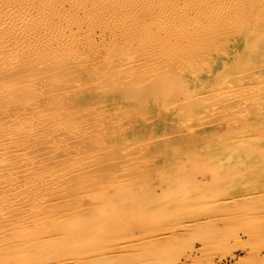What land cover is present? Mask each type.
Here are the masks:
<instances>
[{"label":"rangeland","instance_id":"rangeland-1","mask_svg":"<svg viewBox=\"0 0 264 264\" xmlns=\"http://www.w3.org/2000/svg\"><path fill=\"white\" fill-rule=\"evenodd\" d=\"M179 1L0 25V263L264 264V0Z\"/></svg>","mask_w":264,"mask_h":264},{"label":"bare ground","instance_id":"bare-ground-1","mask_svg":"<svg viewBox=\"0 0 264 264\" xmlns=\"http://www.w3.org/2000/svg\"><path fill=\"white\" fill-rule=\"evenodd\" d=\"M5 1H8L7 4H6L7 6H6V7H0V25H1V24H3V25H7L9 29L12 28V27H14V26H11V27H10V26H9L10 23H14V24H15V27L20 25L19 28H18L19 31H16V32H17L16 34H20L19 36L16 37L17 44H19L20 47H21V45H22V44H20V43H21V42L23 43V41H21V39H22V38H25V39H26L27 36H28L31 32H33L37 27H39V26H38V22H39V20H40V21H43L42 18H44V20H45V17H47V18H46V20H47L48 17L50 18V16L52 15L51 12H52V11L54 12L55 10H56V12H57V10H58V8H59V7L56 6L58 3L55 5L56 0H55V3H54V0H46L45 3L47 2L49 6L47 5V3H46V4H44V3H40V4H42V5H41L42 7H41V9H40L41 11H40L39 9L35 10V14H36V15L33 16V15H31V13H30V10L33 11V8H34V4H33V2H31V0H25V3H24V4H21V3H22L21 0H5ZM52 1H53V3H52ZM75 1H76V2H79V1H81V0H75ZM95 1H96L97 3L99 2V0H95ZM106 1H107V0H106ZM135 1H136V0H130V2H132V3L135 2ZM175 1H176V0H175ZM177 1H179V0H177ZM184 1H185V0H183V2H184ZM191 1H192V0H191ZM191 1H190V3L193 2V1H192V2H191ZM199 1H200V0H199ZM207 1H208V0H207ZM209 1H210V0H209ZM215 1H217V0H215ZM224 1H225V0H224ZM224 1L221 0V2H224ZM0 2L3 3L2 0H0ZM20 2H21V3H20ZM40 2H41V1H40ZM84 2H85V0H84ZM84 2H83V3H80V4H76V5H77L76 7L72 5L73 8L71 7V12L73 13V15H72V14H69L68 12H67L68 14H66V11H68V9L65 10V14H66L67 16H68V15H69V16H70V15H72V16L75 15V16H76V13L78 12V10H77L76 8L80 9V8H79L80 5H82V6L84 5V6H85L86 4H85ZM102 2H105V0H104V1L101 0V4H102ZM146 2H147V1H146ZM188 2H189V0H188ZM195 2H196V1H195ZM195 2H194V3H195ZM197 2H198V1H197ZM201 2H202V0H201ZM203 2H204V1H203ZM217 2H218V1H217ZM221 2H220V3H221ZM240 2H241V1H240ZM8 3H9V4H8ZM50 3L53 4L54 7L56 6V8H53V7H52L53 5H51ZM86 3H88V2H86ZM174 3H175V2H174ZM185 3H186V2H185ZM194 3H193V4H194ZM206 3H207V2H206ZM208 3H209V2H208ZM208 3H207V5H208ZM215 3H216V2H214V4H215ZM226 3H227V2H226ZM244 3H245V2H244ZM62 4H63V3H62ZM144 4H145V3H144ZM170 4H171V3H170ZM179 4H180V1H179ZM182 4H183V3H182ZM193 4H191V6H190V4H188V5L190 6L189 8H191ZM195 4H196V3H195ZM197 4H198V3H197ZM201 4H202V3H201ZM203 4H204V3H203ZM209 4H210V3H209ZM211 4H213V3H212V0H211ZM216 4H217V3H216ZM222 4H224V3H222ZM4 5H5V4H4ZM44 5H45V6H44ZM46 5H47L48 7H47ZM146 5H147V4H146ZM171 5H172V4H171ZM186 5H187V4H186ZM186 5H185V6H186ZM1 6H2V5H1ZM59 6H60V5H59ZM88 6H89V5H87V8H88ZM200 6H201V5H200ZM208 6H209V5H208ZM216 6H218V5H216ZM220 6H221V5H219L218 7L220 8ZM227 6H228V5H227ZM233 6H234V5H233ZM233 6H232V7H233ZM236 6H237V4H236ZM239 6H240V5H239ZM247 6H248V5H247ZM39 7H40V6H39ZM46 7H47V8H46ZM132 7H133V6H132ZM134 7H136V6H134ZM210 7H211V6H209V9H210ZM214 7H215V6H214ZM244 7H245V6H244ZM244 7H243V8H244ZM35 8H36V7H35ZM83 8H84V7H83ZM83 8H82V9H83ZM85 8H86V7H85ZM91 8H93V7H91ZM147 8H148V7H147ZM179 8H181V6H180ZM183 8H184V7H183ZM202 8H203V7H202ZM205 8H206V6H205ZM205 8H204V12H205ZM207 8H208V7H207ZM207 8H206V9H207ZM211 8H212V7H211ZM221 8H223V5H222ZM224 8H226V6H225ZM228 8H229V6H228ZM236 8H237V7H236ZM236 8H235V9H236ZM2 9L5 10V11H3ZM42 9H43V10H42ZM89 9H90V8H88V10H89ZM95 9H96V8H95ZM122 9H123V8H122ZM175 9H176V8H175ZM181 9H182V8H181ZM212 9H213V8H212ZM214 9H215V8H214ZM214 9H213V10H214ZM231 9H232V8H231ZM231 9H230V10H231ZM38 10H39L40 12H39ZM80 10H81V9H80ZM80 10H79V12H80ZM88 10H87V11H88ZM98 10H99V9H98ZM129 10H130V8H129ZM131 10H132V9H131ZM145 10H146V9H145ZM178 10H180V9H178ZM216 10H217V8H216ZM221 10H222V9H221ZM224 10H225V9H224ZM226 10H227V9H226ZM36 11H38L39 13H37ZM58 11H59V13H60V12H63L64 10H61V7H60V9H59ZM69 11H70V10H69ZM82 11L85 12L86 10L84 9V10H82ZM87 11L85 12L86 14L88 13ZM91 11L94 12L93 10H91ZM91 11H90V12H91ZM96 11H97V10H96ZM126 11H127V10H126ZM172 11H173V9H172ZM191 11H192V10H191ZM209 11H210V10H209ZM232 11H234V10H232ZM237 11H238V9H237ZM239 11H240V10H239ZM242 11H243V10H242ZM92 12H91V13H92ZM163 12H164V11H163ZM182 12L184 13V11H182ZM186 12H187V11H186ZM189 12H190V11H189ZM201 12H202V13H201ZM201 12H200V13L203 14V10H202ZM212 12H213V11H212ZM214 12H215V11H214ZM214 12H213V13H214ZM225 12H226V11H224V13H225ZM249 12H250V11H249ZM3 13H4V14H3ZM47 13H48V14H47ZM168 13H169V12H168ZM176 13H177V12H176ZM179 13H180V11H179ZM179 13H178V14H179ZM200 13H199L198 15L201 16ZM210 13H211V12H210ZM220 13H221V11H220ZM237 13H238V12H237ZM241 13L243 14V12H241ZM241 13H240V14H241ZM244 13H245V12H244ZM32 14H33V13H32ZM89 14H90V13H89ZM163 14H164V13H163ZM178 14H177V15H178ZM186 14H187V13H186ZM192 14H193V13H192ZM206 14H207V13H206ZM215 14H217V13H215ZM215 14H214V15H215ZM49 15H50V16H49ZM181 15H182V14H181ZM189 15H190V14H189ZM189 15H188V16H189ZM204 15H205V14H204ZM207 15H209V13H208ZM207 15H206V16H207ZM212 15H213V14H212ZM212 15H211V17H212ZM217 15H219V14H217ZM61 16H62V15H61ZM131 16H132V15H131ZM160 16H162V15H160ZM168 16H169V15H168ZM168 16L166 15L165 17H168ZM65 17H66V16H64V18H65ZM76 17H77V16H76ZM183 17H185V15H184ZM183 17H182V18H183ZM202 17H203V16H202ZM208 17H209V16H208ZM220 17H221V16H220ZM231 17H234V16H231ZM30 18L32 19V22L35 23V24L32 25V27H29V26L31 25V23L29 24V19H30ZM62 18H63V17H62ZM71 18H72V17H71ZM158 18H159V17H158ZM160 18H161V20H162V18L164 19V17H160ZM191 18H192V15H191ZM193 18H194V17H193ZM193 18H192V19H193ZM214 18H215V17H214ZM214 18H213V20H214ZM222 18H223V17H222ZM222 18H220V19L222 20ZM235 18H236V17H235ZM258 18H259V17H258ZM262 18H263V17H262ZM65 19H67V17H66ZM184 19H185V18H184ZM186 19H187V18H186ZM207 19H208V18H207ZM229 19H230V18H229ZM49 20H50V19H49ZM58 20H59V19H58ZM75 20H77V18H76ZM155 20H156V19H155ZM180 20H181V18H180ZM190 20H191V19H190ZM190 20H189V21H190ZM233 20H234V18H233ZM47 21H48V20H47ZM67 21L69 22V19H68ZM162 21H164V20H162ZM178 21H179V19H178ZM181 21H182V20H181ZM196 21H197V20H195L194 22H196ZM214 21H216V20H214ZM45 22H46V21H45ZM64 22H65V20H64ZM64 22H62V23H64ZM70 22H71V21H70ZM74 22H75V21H74ZM164 22H165V21H164ZM202 22H203V21H202ZM217 22H218V21H217ZM220 22H221V21H220ZM235 22H236V21H235ZM235 22H233V23H235ZM58 23H59V22H58ZM181 23H182V22H181ZM184 23H185V22H184ZM197 23H198V22H197ZM211 23H212V22H211ZM23 24H24V26H28V27H29V30H28L27 33H26L25 30H23ZM44 24H45V23H44ZM44 24H43V26H42V27H43L42 29H47L48 26H46V25L44 26ZM50 24H51V23H50ZM65 24H67V23H65ZM70 24H71V23L67 24L68 26L62 24V26H64V27L61 28V30H60V29H59V30H60L61 32H63V33H64L65 30H68V31L71 30V28L69 27ZM157 24H158V23H157ZM159 24H160V23H159ZM178 24H179V23H178ZM188 24H189V22H188ZM194 24H195V23H194ZM212 24H213V23H212ZM238 24H239V23H238ZM240 24H241V23H240ZM35 25H37V26H35ZM52 25H53V24H52ZM155 25H156V24H155ZM189 25H190V24H189ZM214 25H215V23H214ZM54 26H57V25H54ZM59 26H61V25L59 24ZM162 26H164V25H162ZM181 26H182V25H181ZM187 26H188V25H187ZM190 26H191V25H190ZM190 26H189V27H190ZM193 26H194V25H193ZM68 27H69V28H68ZM152 27H153V26H152ZM157 27H158V26H157ZM159 27H160V25H159ZM166 27H167V26H166ZM25 28H26V27H25ZM40 28H41V27H40ZM40 28H39V29H40ZM57 28H58V27H57ZM154 28H155V27H154ZM154 28H153V29H154ZM160 28H161V27H160ZM193 28H194V27H192V30H193ZM51 29H52V27L50 26V29H48V30L46 31V33L48 34V36H46L45 38H47V40H49V41H52V40H53V39H52V36H53V35L50 36V30H51ZM53 29H54V27H53ZM55 29H56V28H55ZM55 29H54V32L57 33ZM162 29H163V28H162ZM162 29H161V30H162ZM164 29H165V28H164ZM164 29H163V30H164ZM183 29H184V28H183ZM187 29H188V28H187ZM195 29H196V28H195ZM10 30H11V29H10ZM59 30H57V31H59ZM139 30H140V29H139ZM171 30H172V29H171ZM0 31H1V30H0ZM14 31H15V30H14ZM14 31H9V32L13 33ZM159 31H160V30H159ZM189 31H191V28H190ZM198 31H199V30H198ZM35 32H36V31H35ZM41 32H42V31H41ZM192 32H193V31H192ZM215 32H216V30H215ZM2 33H4V31H3ZM182 33H183V32H182ZM212 33H213V32H212ZM263 33H264V32H263ZM24 34H28V35H24ZM39 34H40V33H39ZM58 34H59V32H58ZM180 34H181V33H180ZM180 34H179V35H180ZM7 35H8V34H7ZM14 35H15V34H14ZM33 35H34V34H33ZM33 35H32V36H33ZM181 35H182V34H181ZM181 35H180V36H181ZM0 36H1V35H0ZM35 36H37V35H35ZM43 36H44V35H43ZM187 36H188V35H187ZM187 36H186V37H187ZM210 36H211V35H210ZM37 37H38V36H37ZM39 37H40V36H39ZM181 37H183V36H181ZM7 38H11V39H13V37H11V35H9V37H7ZM14 38H15V37H14ZM31 38H32V37H31ZM27 39H28V38H27ZM29 39H30V37H29ZM42 39H43V38H42ZM58 39H59V38H58ZM60 39H61V38H60ZM186 39H187V38H186ZM7 40H8V39H7ZM16 40H15V41H16ZM35 40H36V39H35ZM38 40H39V39H38ZM40 40H41V39H40ZM183 40H184V37H183ZM191 40H192V38H191ZM10 41H11V40H10ZM15 41H14V42H15ZM42 41H43V40H42ZM42 41H41V44H42ZM184 41H185V40H184ZM184 41H183V42H184ZM7 42H8V41H7ZM18 42H20V43H18ZM37 42H38V41H37ZM39 42H40V41H39ZM190 42H191V41H190ZM29 43H30V42H29ZM61 43H62V42H61ZM0 44H1L2 46H4V45H5V41L1 42ZM37 44H38V43H37ZM184 44H185V43H184ZM187 44H188V42H187ZM15 45H16V44H14V46H15ZM48 45H49V44H48ZM192 45H193V43H192ZM2 46H1V47H2ZM29 46H30V45H29ZM31 46H32V45H31ZM165 46H167V44H166ZM186 46H187V45H186ZM22 47H23V46H22ZM162 47H164V46H162ZM9 48H10V50H12L14 47H13V48L9 47ZM185 48H186V47H185ZM162 49H163V48H162ZM182 49H183V48H182ZM186 49H187V48H186ZM10 50H8V51H10ZM20 50H21V49H20ZM163 50H164V49H163ZM167 50H169V49L167 48ZM1 52H2V51H1ZM1 52H0V53H1ZM159 52H160V51H159ZM168 52H169V51H168ZM188 53H189V52H188ZM47 54H48V53H47ZM159 54H160V53H159ZM19 55H20V54H19ZM58 55H59V54H58ZM155 55H156V54H155ZM185 55H186V54H185ZM143 56H144V55H143ZM143 56H142V57H143ZM49 57H50V56H49ZM162 58H163V57H162ZM174 58H175V57H174ZM187 58H188V57H187ZM2 59H3V58H2ZM169 59H170V58H169ZM190 59H191V58H190ZM187 61H188V60H187ZM191 61H192V60H191ZM46 62H47V61H46ZM173 62H174V60H173ZM189 62H190V61H189ZM189 62H188V63H189ZM176 63H177V62H176ZM185 63H186V62H185ZM188 63H187V64H188ZM191 63H192V62H190V65H191ZM154 64H155V62H154ZM170 64H171V63H170ZM170 64H169V66H172V65H170ZM180 64H181V63H180ZM181 65H182V64H181ZM191 66L193 67V65H191ZM186 67H187V66H186ZM192 67H190V68H192ZM148 68H149V67H148ZM150 68H151V67H150ZM151 69H152V68H151ZM179 69H180V68H178V70H179ZM192 69H194V68H192ZM147 70H149V69H147ZM152 70H153V69H152ZM154 70H155V69H154ZM150 71H151V70H150ZM162 71H163V70H162ZM181 71H182V70H181ZM186 72H187V71H186ZM153 73H154V71H153ZM192 73H193V72H191V74H192ZM239 73H240V72H239ZM239 73H238V74H239ZM164 74H166V73H164ZM35 79H36V78H35ZM146 79H147V78H146ZM233 87H234V86H233ZM220 89H221V88H220ZM217 90H218V89H217ZM204 91H205V90H204ZM213 91H214V90H213ZM221 93H224V92H221ZM185 98H186V97H185ZM232 98H233V97H232ZM234 98H235V97H234ZM180 99H181V98H180ZM188 99H189V98H188ZM211 99H212V98H211ZM178 102H179V101H178ZM174 103H175V102H174ZM174 103H172V105H173ZM176 103H177V102H176ZM164 105H165V104H164ZM170 105H171V104H170ZM173 106H174V105H173ZM168 107H169V106H168ZM20 109H21V108H20ZM167 110H168V109H167ZM17 112H18V111H17ZM3 113H4V112H3ZM53 113H54V112H53ZM16 116H17V115H16ZM17 117H18V116H17ZM17 117H16V118H17ZM11 119H12V118H11ZM49 119H51V118H49ZM0 121H1V120H0ZM5 121H6V120H5ZM24 121H25V118H24ZM30 121H31V120H30ZM49 121H50V120H49ZM56 121H57V120H56ZM58 121H59V120H58ZM60 121H61V120H60ZM60 121H59V122H60ZM78 121H79V120H78ZM62 123H63V122H62ZM4 125H5V124H4ZM46 125H47V124H46ZM48 125H49V124H48ZM49 126H50V125H49ZM34 127H35V126H34ZM60 127H61V126H60ZM18 128H19V127H18ZM75 131H76V130H75ZM25 133H26V132H25ZM44 133H45V132H44ZM11 134H12V133H11ZM11 134H10V135H11ZM21 134H22V133H21ZM63 134H64V133H63ZM77 135H78V134H77ZM77 135H75V136H77ZM80 136H81V135H80ZM18 137H19V136H18ZM62 137H63V136H62ZM23 138H24V137H23ZM74 139H75V138H74ZM17 140H18V139H17ZM1 141H2V140H1ZM3 141H5V140H3ZM58 142H59V141H58ZM7 143H8V142H7ZM16 143H17V142H16ZM20 143H22V142H20ZM54 143H55V142H54ZM23 144H24V143H23ZM16 145H17V144H16ZM19 145L22 146V144H18V147H19ZM23 146H24V145H23ZM67 146H68V145H67ZM5 147H6V146H5ZM11 147H12V146H11ZM11 147H10V148H11ZM3 148H4V147H3ZM8 148H9V147H8ZM8 148H7V149H8ZM15 148H16V147H15ZM18 149H19V148H18ZM13 151L15 152V150H13ZM13 151H11V152H13ZM6 152H8V151H5V153H6ZM17 154H19V153H17ZM20 155H21V154H20ZM2 156H3V154H2ZM4 156H5V155H4ZM6 156H7V155H6ZM26 158H28V157H26ZM23 160H24V159H23ZM32 160H33V159H32ZM0 162H1V161H0ZM3 162H4V161H3ZM8 163H10V162L8 161ZM19 163H20V162H19ZM57 163H58V162H57ZM2 164H3V163H2ZM15 164H16V163H15ZM33 164H34V163H33ZM0 165H1V164H0ZM9 165H10V164H9ZM16 165H17V164H16ZM18 165H19V164H18ZM18 165H17V166H18ZM40 165H41V164H40ZM6 166H7V165H6ZM6 166H5V167H6ZM197 166H198V165H197ZM2 167H3V166H2ZM0 168H1V167H0ZM17 168H18V167H17ZM32 168H33V167H32ZM15 169H16V168H15ZM0 170H2V169H0ZM200 170H201V169H200ZM9 171H10V170H9ZM16 171H17V170H16ZM10 172H11V171H10ZM26 172H27V171H26ZM196 172H197V171H196ZM18 174H20V172H18ZM28 174H29V173H28ZM52 174H53V173H52ZM58 174H59V173H58ZM8 175H9V174H8ZM1 176H2V175H1ZM26 176H27V175H25V177H26ZM36 176H37V175H36ZM43 176H44V175H43ZM43 176H42L41 178H43ZM67 176H68V175H67ZM9 177H10V176H9ZM16 177H18V176H16ZM30 177H31V176H30ZM39 177H40V176H39ZM61 177H62V176H61ZM4 178H5V175H4ZM32 178H33V176H32ZM37 178H38V176L36 177V179H37ZM41 178H40V179H41ZM28 179H29V178H28ZM28 179H27V181H29ZM192 179H193V178H192ZM192 179H191V180H192ZM38 180H39V179H38ZM6 181H7V180H6ZM9 181H10V180H9ZM33 181H34V180H33ZM36 181H37V180H36ZM41 181L43 182V180H41ZM55 181H56V180H55ZM55 181H54V182H55ZM21 182H22V181H21ZM30 182H31V180H30ZM37 182H38V181H37ZM42 182H41V183H42ZM4 183H5V182H4ZM23 183H24V181H23ZM25 183H26V182H25ZM14 184H16V181H15V183H14V181H13V185H14ZM26 184H27V183H26ZM36 184H37V183H36ZM36 184H35V185H36ZM47 184H48V182H47ZM47 184H46V185H47ZM102 184H103V183H102ZM9 185H10V184H9ZM16 185H17V184H16ZM18 185H19V182H18ZM28 185H29V184H28ZM28 185H27V186H28ZM35 185H34V186H35ZM55 185H56V184H55ZM21 186L23 187L24 185H21ZM27 186H25V187H27ZM40 186H41V185H40ZM4 187H6V185H5ZM4 187H3V188H4ZM15 187H16V186H15ZM17 187H18V186H17ZM17 187H16V188H17ZM28 187H29V186H28ZM38 187H39V184H38ZM41 187H42V186H41ZM66 187H67V186H66ZM39 188H40V187H39ZM45 188H46V187H45ZM13 189H15V188L13 187ZM18 189H19V187H18ZM36 189H38V188H36ZM49 189H50V188H49ZM67 189H68V188H67ZM40 190H42V188H41ZM4 191L6 192V189H5ZM4 191L1 190L0 192L3 193ZM29 191H30V190H29ZM34 191H35V190H34ZM27 192H28V191H27ZM37 192H38V191H37ZM56 192H58V191H56ZM106 192H107V191H106ZM24 193H25V192H24ZM24 193H23V194H24ZM34 193L36 194V192H34ZM42 193H43V192H42ZM14 194H15L14 196H16V193H14ZM30 194H31V193H30ZM30 194H28V195L30 196ZM77 194H78V193H77ZM88 194H89V193H88ZM8 195H9V194H8ZM10 195H11V194H10ZM97 195H98V194H97ZM120 195H121V194H120ZM4 196H6V195H4ZM35 197H36V196H35ZM38 197H39V196H38ZM96 197H97V196H96ZM10 198H11V197H10ZM18 198H19V197H18ZM25 198H26V197H25ZM27 198H29V197H27ZM27 198L24 199V201H26ZM39 198H40V197H39ZM47 198H48V197H47ZM119 198H120V197H119ZM133 198H134V197H133ZM15 199H16V198H15ZM15 199L11 201V203H10L11 206L16 205L17 200H15ZM6 200H7V199H6ZM29 200H30V199H29ZM37 200H38V199H37ZM42 200H43V199H42ZM106 200H107V199H106ZM3 201H4V200H3ZM8 201H9V200H8ZM24 201H23V202H24ZM31 201H32V200H31ZM114 201H117V200L114 199ZM4 202H5V201H4ZM20 202H21V201H20ZM26 202H27V201H26ZM108 202H109V201H108ZM112 202H113V200L111 199V203H112ZM36 203H37V202H36ZM105 203H106V202H105ZM114 203H115V202L112 203V207H113V206L115 207V205L117 204V203H116V204H114ZM3 204H4V203H3ZM45 204H46V203H45ZM19 205H20V204H19ZM21 205H22V203H21ZM29 205H30V204H29ZM32 205H33V204H32ZM40 205H41V207H42V204H41V203H40ZM46 205H47V204H46ZM104 205H105V204H104ZM104 205H102V206H104ZM107 205L111 206V204H109V203H108ZM117 205H118V204H117ZM139 205H140V204H139ZM0 206H2V205H0ZM38 206H39V205H38ZM109 206H108V207H109ZM99 207L102 208V209H103V208L106 209L105 207H101V206H99ZM99 207H98V208H99ZM114 207H113V208H114ZM117 207H118V206H117ZM0 208H1V207H0ZM28 208H29V207H28ZM100 208H99V209H100ZM109 208H110V207H109ZM122 208H123V207H122ZM2 209H3V208H2ZM30 209H31V208H30ZM38 209H39V208H38ZM40 209H41V208H40ZM40 209H39V210H40ZM102 209H101V210H102ZM124 209H125V208H124ZM18 210H19V209H18ZM3 211H4V210H3ZM26 211H27V210H26ZM31 211H32V210H31ZM33 211H34V210H33ZM107 211H108V210H107ZM126 211H128V210L126 209ZM4 212H5V211H4ZM4 212H3V213H4ZM12 212H13V211H12ZM24 212H25V210H24ZM35 212H38V211H35ZM41 212H42V211H41ZM71 212H72V211H71ZM25 213H27V212H25ZM28 213H29V212H28ZM95 213H96V212H95ZM99 213H100V211H99ZM32 214H33V213H32ZM36 214H37V213H36ZM58 214H59V213H58ZM69 214H70V213H69ZM24 215H25V214H24ZM30 215H31V214H30ZM33 215H34V214H33ZM103 215H104V214H103ZM37 216H38V215H37ZM37 216H36V217H37ZM55 216H56V214H55ZM36 217H35V220H36ZM39 217H40V216H39ZM129 217H130V216H129ZM29 218H30V216L27 214V215L24 216V218H22V220H25V222H26V220H29ZM94 218H95V217H94ZM114 218H115V217H114ZM2 219H3V218H2ZM41 219H42V218H41ZM90 219H91V218H90ZM90 219H88V220H90ZM92 219H93V218H92ZM96 219H97V220H95V221L93 220L95 223L91 220V221L93 222V225L95 224V225L98 226V227H99L100 225L102 226V222H103L102 219H104V218H102V219H101V218H96ZM115 220H117V219L115 218ZM84 222H85V221H84ZM88 222H90V221H88ZM88 222H87V223H88ZM18 223H19V222H18ZM104 223H105V221H104ZM106 223H107V222H106ZM125 223H126V222H125ZM1 224H2V222H1ZM21 224H23V223H21ZM28 224H29V222H28ZM119 224H120V223H119ZM26 225H27V224H26ZM125 225H126V224H125ZM7 226H8V225H7ZM122 226H123V225H122ZM90 227H92V224H91ZM4 228H5V227H4ZM0 229H1V228H0ZM20 229H21V228H20ZM98 229H99V228H98ZM14 230H15V229H14ZM17 231H18V229H17ZM15 232H16V231H15ZM18 232H19V231H18ZM3 234H4V233H3ZM78 234H79V233H78ZM0 235H1V234H0ZM18 235H19L18 238H20V236H21L20 233H18ZM8 236H9V235H8ZM28 236H29V235H28ZM11 237H13V236H11ZM15 237L17 238V235H16ZM22 237H24L23 234H22ZM30 237H33V236H29V238H30ZM9 238H10V237H9ZM25 238H26V237H25ZM29 238H28V239H29ZM40 238H41V237H40ZM51 238H52V237H51ZM0 239H1V238H0ZM7 239H8V238H7ZM10 239H11V238H10ZM35 239H37V238H35ZM33 240H34V239H33ZM48 240H49V239H48ZM65 240H66V239H65ZM65 240H64V241H65ZM84 240H85V239H84ZM29 241H31V239H29ZM61 242H62V241H61ZM13 243H14V241H13ZM20 243H21V242H20ZM76 244H77V243H76ZM76 244H75V245H76ZM125 244H126V243H125ZM129 244H130V243H129ZM1 245H2V244H1ZM5 245H6V244H5ZM48 245H49V244H48ZM73 245H74V244H73ZM17 246H18V245H17ZM21 246H22V245H21ZM4 248H5V247H4ZM66 251H67V250H66ZM49 252H50V251H49ZM59 253H60V252H59ZM53 254H54V252H53ZM53 257H54V256H53ZM3 259H4V258H3ZM62 260H63V259H62ZM53 262H54V261H53ZM53 262H52V263H53ZM48 263H49V262H48ZM50 263H51V262H50ZM0 264H2V263H0ZM33 264H34V263H33Z\"/></svg>","mask_w":264,"mask_h":264}]
</instances>
